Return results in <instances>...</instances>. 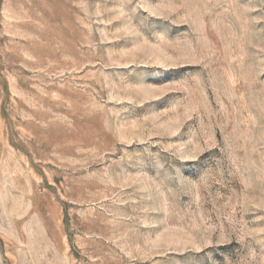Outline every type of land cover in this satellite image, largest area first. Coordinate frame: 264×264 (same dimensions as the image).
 I'll use <instances>...</instances> for the list:
<instances>
[{"label":"rangeland","instance_id":"rangeland-1","mask_svg":"<svg viewBox=\"0 0 264 264\" xmlns=\"http://www.w3.org/2000/svg\"><path fill=\"white\" fill-rule=\"evenodd\" d=\"M0 264H264V0H0Z\"/></svg>","mask_w":264,"mask_h":264}]
</instances>
